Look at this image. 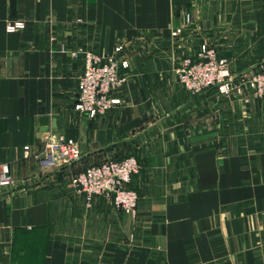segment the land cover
Returning <instances> with one entry per match:
<instances>
[{"label":"crops","instance_id":"0c3cea01","mask_svg":"<svg viewBox=\"0 0 264 264\" xmlns=\"http://www.w3.org/2000/svg\"><path fill=\"white\" fill-rule=\"evenodd\" d=\"M15 13L0 0V163L13 178L0 186V264H264V100L192 95L176 73L201 46L234 77L264 69V0H16ZM119 44V104L90 119L73 108L84 60L72 53ZM58 137L79 161L41 169ZM128 157L134 217L71 185Z\"/></svg>","mask_w":264,"mask_h":264},{"label":"built area","instance_id":"2783aa9c","mask_svg":"<svg viewBox=\"0 0 264 264\" xmlns=\"http://www.w3.org/2000/svg\"><path fill=\"white\" fill-rule=\"evenodd\" d=\"M22 27V22L11 21L6 29L12 32ZM178 33L179 29L173 35ZM80 54L83 56L84 70L78 77L77 97L73 108L78 113L95 119L119 104L114 93L126 80L120 70L128 67V61L123 55L121 44L114 48L112 54L102 57L90 51L72 53L74 57ZM176 73L179 83L192 95L211 89L221 95L246 90L252 99L264 100V71L234 77L228 62L218 58L212 47L201 46L195 57L181 59ZM43 144L38 160L41 169L71 166L81 157L77 145L63 137L45 139ZM139 170L140 165L132 157L119 161L109 160L75 174L71 185L83 194L86 203H90L93 197H103L115 209L134 217L138 196L128 184ZM12 183L9 166L0 163V186L7 187Z\"/></svg>","mask_w":264,"mask_h":264},{"label":"water","instance_id":"95a60500","mask_svg":"<svg viewBox=\"0 0 264 264\" xmlns=\"http://www.w3.org/2000/svg\"><path fill=\"white\" fill-rule=\"evenodd\" d=\"M16 0H9V18L10 19H15L16 15ZM47 118L43 117L39 119L40 127H39V132L43 133L47 131V126H46Z\"/></svg>","mask_w":264,"mask_h":264},{"label":"rangeland","instance_id":"374dc122","mask_svg":"<svg viewBox=\"0 0 264 264\" xmlns=\"http://www.w3.org/2000/svg\"><path fill=\"white\" fill-rule=\"evenodd\" d=\"M256 71H264V69H261V68H259V69H256V70H253V71H250L249 73H243V74H241V75H244V74H250V73H252V72H256ZM232 73V72H231ZM233 75V74H232Z\"/></svg>","mask_w":264,"mask_h":264}]
</instances>
